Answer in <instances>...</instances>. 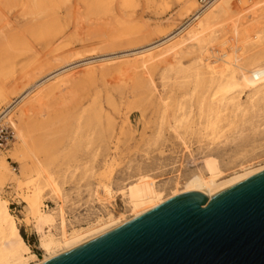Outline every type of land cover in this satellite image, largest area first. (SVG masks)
<instances>
[{"label":"rangeland","instance_id":"1","mask_svg":"<svg viewBox=\"0 0 264 264\" xmlns=\"http://www.w3.org/2000/svg\"><path fill=\"white\" fill-rule=\"evenodd\" d=\"M32 2L0 1V113L29 93L6 119L15 138L0 153L9 170L0 171V198L38 259L42 234L26 207L38 189L39 210L55 216L45 230L60 238L64 228L130 218L205 174L207 160L218 161L222 178L264 164V94L243 86L229 92L228 77L206 67L222 53L253 66L264 53V0H217L151 50L204 5Z\"/></svg>","mask_w":264,"mask_h":264},{"label":"water","instance_id":"2","mask_svg":"<svg viewBox=\"0 0 264 264\" xmlns=\"http://www.w3.org/2000/svg\"><path fill=\"white\" fill-rule=\"evenodd\" d=\"M42 264H264V171L169 200Z\"/></svg>","mask_w":264,"mask_h":264},{"label":"bare ground","instance_id":"3","mask_svg":"<svg viewBox=\"0 0 264 264\" xmlns=\"http://www.w3.org/2000/svg\"><path fill=\"white\" fill-rule=\"evenodd\" d=\"M44 1L50 2L51 0H44ZM79 1L81 3L86 2V0H79ZM198 1L201 3L200 0ZM216 1L214 0L203 1L204 4L203 3L201 4H203L204 6H202L201 8L197 10V12L194 14L193 20L190 23H188L178 33H175L173 36L170 35L166 37L165 41H162L157 44H153V46H151L147 50L154 49L168 42L169 40L175 38L183 30H185L186 27L190 26L192 22L200 19L202 14H204L211 6H213ZM74 7L72 9L73 14H74ZM217 8H218V5L214 7L213 9H211L210 12L207 13L205 17L200 21V25H201L200 28H202V30H205L207 25L210 24L211 19L217 13ZM65 11L70 13L71 10L69 8H66ZM13 16L15 18V22H20L21 19L18 18V15H13ZM6 19L8 18L6 17ZM73 21H74V16L72 17V24H74ZM192 33H193L192 37H195L199 34L198 31L197 32L193 31ZM44 35L45 34H43V36ZM27 41L29 42V40ZM176 45L177 44L173 45V47L167 49V51H171ZM225 57H226V54L222 53L219 56H217L215 61L211 63H207L206 67H207L208 73H212V74L217 73L221 77H228L227 85L225 87L227 88V91L229 92H232L234 87L243 86L244 88H247L255 92V94H264V53L259 54L258 56L253 58L254 63L251 68L241 66L239 64V62L241 61L240 57L236 58V60L233 62H231L228 59H225ZM225 72H229V74H225ZM52 77L53 76H51L50 79ZM28 95L29 93L22 94L19 100L11 102L8 105V107L3 112L0 113V118L1 117H4L6 119L9 118V115L12 114V112L15 110L18 104L21 101H23ZM226 98L232 99L233 96L229 95ZM23 142L24 144H27L25 141ZM205 162H206L205 163V170H206L205 174L204 173L192 174L185 181L184 185L181 188L179 189L176 188L174 192L155 200L151 205L140 209L138 212L133 211L131 213L130 218L125 217L124 213H120L119 216L117 217L110 216L107 220L102 221L101 223L93 227L73 230L70 233H68L67 230L64 228L62 230V233H61L62 235L60 238H56L53 235L48 234L50 231L45 230L47 226L49 227L53 225L55 221V216H54V213L52 212L42 213L39 210L38 200L41 195V190L38 189L36 192H34V194L29 199H27L26 202L28 204L26 207L28 208V214L32 215L33 217H36L38 221V224L36 225V229L38 233L42 234L39 240V248L41 251L44 252V256L42 259H38L37 255L31 251L29 245L27 244V242L25 241V239L20 233L17 219L14 217V215L10 212L8 208V203L2 198H0V238H1L0 264H42L44 262H47L48 260L56 258L57 256L63 253L69 252L79 246L86 244L87 242L121 226L122 224L128 222L130 219L136 218L164 204L165 202L169 200H172L174 198H177L181 195L188 194V193H197L202 196L215 193V192L227 189L243 180L250 178L251 176H254L264 171V164H263V165H259L256 167L245 169L242 172L235 173L234 175L228 178H222L223 173L221 171V168L219 167L217 160L212 159V160H207ZM41 167L42 166L39 163V168L41 169ZM0 171H4V172L9 171L4 157H0ZM105 191L106 193H109V189ZM62 213L63 211L60 210V214Z\"/></svg>","mask_w":264,"mask_h":264},{"label":"built area","instance_id":"4","mask_svg":"<svg viewBox=\"0 0 264 264\" xmlns=\"http://www.w3.org/2000/svg\"><path fill=\"white\" fill-rule=\"evenodd\" d=\"M201 3L203 1H210V0H200ZM204 4V3H203ZM6 118H0V153L5 151L14 140V131L12 126L8 125Z\"/></svg>","mask_w":264,"mask_h":264}]
</instances>
